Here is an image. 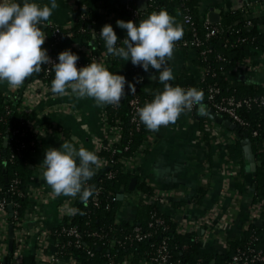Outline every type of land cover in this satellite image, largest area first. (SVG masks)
Wrapping results in <instances>:
<instances>
[{
  "label": "crops",
  "instance_id": "obj_1",
  "mask_svg": "<svg viewBox=\"0 0 264 264\" xmlns=\"http://www.w3.org/2000/svg\"><path fill=\"white\" fill-rule=\"evenodd\" d=\"M78 1L57 0L58 7L53 10L51 23L42 25L46 34L44 44L50 25L69 28L74 24L73 12ZM96 1L108 3L109 24L117 34H124L126 29H120L116 21H128L124 12L128 0ZM37 2L44 4L49 0ZM233 11H240L246 18L263 17L264 0H201L199 4L203 20L212 12L218 13L221 20L224 13ZM260 30L264 32V23ZM73 45L82 50L85 44L76 41ZM195 58L194 49L174 48L173 57L168 62L175 76L171 83H177L184 67L193 72L201 69L196 66ZM154 72L156 70L150 68L145 73L143 88L147 93L163 90L162 83L149 79ZM225 77L231 83L255 81L264 85V52L248 57ZM51 81L27 77L17 88L9 87L6 81L0 82V91L6 101L27 115L29 125L37 135V148L32 155L36 168L26 187L29 204L20 231L14 229L16 241L21 240L17 256L22 264H77L71 260L54 259L57 256L54 230L64 223L70 209H74L75 198L56 196L45 183L39 169L45 149L59 147L65 141L72 142L77 148L82 146L95 151L100 158L97 169H101L106 160L99 152L116 139L105 118V105L98 106L92 98L54 94L50 90ZM203 105L204 114L198 110L183 112L175 123L161 126L159 131L148 129L146 140L124 161V168L151 187L153 194L146 196L139 189L125 190L116 221L134 222L143 203L155 202L176 225L191 224L192 229H188L186 235H194L203 243L206 252L218 255L228 251V240L242 237L252 224L262 230L260 235L264 239V206L253 203V176L246 158L232 152L239 135L209 119L210 106ZM238 182L244 184L243 191L236 187ZM154 196L158 199L154 200ZM0 225L9 241L10 224L0 220ZM130 261L131 257L121 264H131ZM139 264L148 263L141 260Z\"/></svg>",
  "mask_w": 264,
  "mask_h": 264
},
{
  "label": "trees",
  "instance_id": "obj_2",
  "mask_svg": "<svg viewBox=\"0 0 264 264\" xmlns=\"http://www.w3.org/2000/svg\"><path fill=\"white\" fill-rule=\"evenodd\" d=\"M139 1L128 0L126 8L124 6L128 20L139 22L152 11L167 9L183 28V36L176 42L175 47L180 46L183 41H192L195 36L200 38L201 45L196 50L195 64L199 68L209 69L207 83L219 85L222 94L227 96L256 97L263 100L261 106L240 110L246 123L238 125L235 129L240 138L232 152L244 159L241 140L245 137L250 139L257 164L256 174L253 176V203H264V85L245 81L231 83L225 77L226 73L233 71L248 57L255 56L259 51L264 52V32L260 30L261 24L264 23V16L252 18V23L248 24L247 18L240 11L226 12L220 20L222 31L208 38L206 37L208 28L199 12L201 0H147L148 4L144 10L139 9ZM128 5L139 12L135 20L131 17L132 10L128 8ZM108 8V3L104 1L79 0L73 12L74 24L69 28L61 26L58 36H55L56 27L50 25L47 29V42L42 47L48 50L49 55H58L65 49H71L79 55V59L85 65L92 61L93 55H105L106 48L99 33L105 24H109ZM183 14L190 15L191 24L184 22ZM126 34L127 30L124 34H117V36L123 39ZM239 36L248 37V41L238 43L236 39ZM74 41L87 44L90 53L73 47ZM203 50L206 51L205 54H202ZM105 56L108 61L107 67L113 72L124 75L126 81L134 86V90L126 84L125 95L121 102L118 105H106L109 123L121 128V141L113 147L115 151L102 148L99 155L108 159L110 164L96 169L95 175L87 182L93 188V195L89 197L87 203L81 202L76 197L75 205L78 211L72 217H66L64 223L54 230V238H58L63 245L61 260L68 259L72 254L82 264H119L131 257V264H139L141 260L151 259L156 246L163 240L168 243L172 261L179 264H227L237 249L247 250L251 247L262 250L264 253V239L260 235L262 230L253 224L244 231L242 237L228 240L229 249L226 253L218 255L208 253L203 249V243L194 235L179 232L175 221L155 202L143 203L137 211L134 222L116 221L122 204V200L118 199L117 195L123 189L130 191L129 186L134 177L137 179L135 190L139 189L149 196L153 194L151 187L140 181L136 175L123 169V160L131 157L142 146L148 133L147 127L141 121L139 128L131 121L133 116L131 100L137 97L138 105L142 107L145 102L152 100L154 94L144 90L146 72L140 66L133 65L130 60L122 61L118 57ZM45 70V65H42L41 71L33 73L29 79L52 80L54 71L46 75ZM176 84L202 89L203 104L208 105L206 83L200 82L198 71L193 72L184 67L178 75ZM5 101L0 91V130L2 132L0 136V200L17 202L18 206H15V209L20 216L25 217L29 197L14 194L11 192V186L17 180L18 188L27 192V184L34 172L31 166L34 165L32 155L37 148V135L31 129L27 115L19 112L13 103ZM197 110L196 106L193 112ZM255 131L257 134H254ZM108 172H112L113 176L108 177ZM236 187L243 191L244 184L238 182ZM96 195L97 204L94 201ZM156 217H162L165 225L154 223L151 226L150 223ZM71 225L78 228L81 246L68 244L74 238L60 233L62 228ZM134 225L141 226L145 232H151L152 235L141 242L128 241L126 236L132 233ZM95 231L107 233V238L100 240L92 235ZM11 258L12 253L8 257L9 261Z\"/></svg>",
  "mask_w": 264,
  "mask_h": 264
},
{
  "label": "clouds",
  "instance_id": "obj_3",
  "mask_svg": "<svg viewBox=\"0 0 264 264\" xmlns=\"http://www.w3.org/2000/svg\"><path fill=\"white\" fill-rule=\"evenodd\" d=\"M57 7V0L44 4L37 0H0V82L6 81L9 87L17 88L27 77L40 72L42 65L51 64L52 93L92 98L98 106L118 105L125 95L126 84L134 90L124 75L111 71L98 59L78 68L79 55L71 49L59 52L57 61L53 62L48 50L42 47L46 39L42 25L51 23L50 17ZM116 25L127 30L126 37L119 39L113 26L105 24L99 33L105 55L130 60L145 72L155 69L149 79L163 84L162 91L157 90L151 101L136 110L147 129L159 131L161 126L175 123L183 112H191L194 106L204 114L202 89L171 83L175 76L168 62L176 42L183 36L182 25L175 17L161 8L139 22L119 19ZM99 167L100 158L95 151L77 148L68 141L45 149L39 164L42 178L56 196L78 197L83 203L93 195V188L87 182ZM70 211L75 214L78 210Z\"/></svg>",
  "mask_w": 264,
  "mask_h": 264
},
{
  "label": "built area",
  "instance_id": "obj_4",
  "mask_svg": "<svg viewBox=\"0 0 264 264\" xmlns=\"http://www.w3.org/2000/svg\"><path fill=\"white\" fill-rule=\"evenodd\" d=\"M128 8L132 10V16L131 17L133 20H135L136 17H138V15H139L138 10L132 9L130 7V5H128ZM182 17H183V20L185 23H188V24L192 23L190 15L183 14ZM247 23L248 24L252 23L251 17L247 18ZM205 25L208 28V31L206 33V37H208V38H210L212 36H216L222 31L220 21L219 22H212L208 18L205 20ZM54 27H56L55 36H58L61 26L60 25H54ZM236 41L238 43H245L248 41V37L239 36V38H237ZM75 42L76 41H74L73 44ZM73 44H72V46L74 47L75 45H73ZM200 45H201L200 38L198 36H195L192 39V41H190V42L183 41L180 44V46H178V47H182V48L188 47V49L191 48V49L197 50ZM84 46L82 48V51L87 52L89 54L90 53V48H88L89 46L87 44H85ZM86 47L88 48V50ZM75 48H77V47H75ZM205 53H206V51L203 50L202 54H205ZM49 56L52 58L53 62L57 61L58 55H49ZM93 59H98V60L102 61L103 63H105L106 66L108 64L107 58L104 54L93 55L92 60ZM81 66H86V65L82 62V60L79 59L77 61V67L79 68ZM45 67H46V70H45L46 75H48L52 71V66H51V64H45ZM209 72L210 71L207 67H202L198 71L200 82L206 83L205 89L207 91L208 105L210 106V108H214L216 110V112L230 118L232 121H234L238 125H244L246 122H245V119L241 116L240 110L242 108L251 109L255 106H261L263 104V100L258 99L256 97H236L235 95L227 96V95L222 94L221 87L219 85L206 82V79H207ZM5 102L8 103V101H5ZM131 105L133 108V110H132L133 116L131 118V121L136 124L137 128H139L140 120H139V118L137 116V112H136L137 108L139 107L137 97H134L131 100ZM195 108H196V106L193 107V110L191 112H193ZM105 111H106V105H105ZM105 118H106V121L108 122L110 128H112L113 131L115 132L116 139H115V142L106 144L103 148L106 150L115 151V149H113V147L115 146L116 143H119L121 141V128L118 126H115V125H111L109 123V120L107 117V112H105ZM1 133L2 132L0 130V136H1ZM254 134H257V132L255 131ZM18 151H20V150H18ZM11 157H13V155ZM126 159L123 160V169L124 170H125V168H124L125 162L124 161ZM105 160H106L105 166L110 164V161L108 159L105 158ZM107 176L111 177V176H113V173L108 172ZM11 192H13L14 194H17V195H21V196L27 195V192L25 193L24 191H22L21 189L18 188L17 180H15V183L11 186ZM146 196H148V195H146ZM153 198H154V200L158 199V196L157 197L154 196ZM97 200H98V197L96 195L94 197V201L96 204L98 203ZM258 204L264 206V203H262V202H258ZM9 205H12V207H13L12 214L10 213ZM15 206H18V203L15 201L0 200V216H1L0 220L5 221L9 224H13L14 227L20 231V228L23 224L24 217L20 216L18 211L15 209ZM74 209H76V205H74ZM72 216H73L72 212L67 215V217H72ZM154 223L160 224V225H165V221L162 217H156L154 219V221H152L150 223V225L152 226V225H154ZM190 226H192V225L189 223L181 224V225L179 224V225H177V229L179 231H181L182 233L186 234L188 229H192V227H190ZM60 233L66 235V236H71L74 238V240L69 241L68 244H73L76 247L82 245L80 233H79L78 228L76 226L71 225L70 227H64L61 229ZM92 235L98 237L100 240L107 238V233H104V232L95 231V232H93ZM151 235H152L151 232H145L141 226L134 225L132 233H130L128 236H126V239L128 241L141 242L144 239H146L147 237H150ZM7 240L8 239L4 235V230L1 228V225H0V264H22L20 257L17 256L18 252L20 250L21 240L17 239V241H16L15 233H14V247H13L12 251L9 248V241H7ZM55 242H56V247H57V256L54 259L61 261L60 255L63 254V245L61 244V242L58 238H55ZM11 253H12V258L9 261L8 257L10 256ZM171 258H172V255L170 253L168 243L166 240H163L161 243H159L156 246L154 254L151 257V259H145V261L148 264H153V263H157V264H179V262L176 263V262L172 261ZM66 260H71V261H75L77 264H82L79 261H77L75 256L72 254ZM261 262L264 263V253L262 252V250H258L255 247H251L247 250L237 249V251L235 252V254L232 256V258L230 259V261L227 264H259ZM119 264H121V263H119Z\"/></svg>",
  "mask_w": 264,
  "mask_h": 264
},
{
  "label": "water",
  "instance_id": "obj_5",
  "mask_svg": "<svg viewBox=\"0 0 264 264\" xmlns=\"http://www.w3.org/2000/svg\"><path fill=\"white\" fill-rule=\"evenodd\" d=\"M139 5H140L139 6L140 10L146 9L147 0H141ZM209 19L212 22H219V20H220L218 13H215V12L210 13ZM207 117L209 119H211L212 121L216 122V123H220V124L224 125L225 127H228L229 129L235 130V129L238 128V124L237 123L232 121L230 118H228V117L216 112V110L214 108H210V113L207 115ZM241 142H242V145H243L244 155H245V158L247 160V164H248L249 170L251 171L252 176H255L256 168H257L256 156H255V153H254V151L252 149V145H251L250 139L248 137H245V138H243L241 140ZM31 167L33 169L36 168L35 165H32ZM136 182H137V179H136V177H134L131 180V183H130V186H129V190L130 191H134L135 190ZM125 192L126 191L124 189L121 190L120 193L117 195L118 199H120V200L124 199ZM9 210H10V213L12 214V211H13L12 205H9ZM14 229H15L14 225L10 224V227H9V230H10V232H9V236H10L9 248H10L11 251L13 250V247H14Z\"/></svg>",
  "mask_w": 264,
  "mask_h": 264
}]
</instances>
